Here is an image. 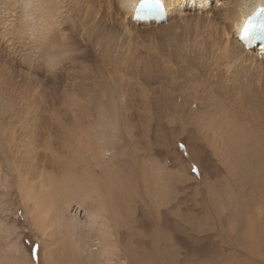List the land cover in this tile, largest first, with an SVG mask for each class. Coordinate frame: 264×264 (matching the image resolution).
<instances>
[{
    "label": "rangeland",
    "instance_id": "rangeland-1",
    "mask_svg": "<svg viewBox=\"0 0 264 264\" xmlns=\"http://www.w3.org/2000/svg\"><path fill=\"white\" fill-rule=\"evenodd\" d=\"M85 1L83 26L62 14L55 40L70 50L50 75L31 54L24 34L27 10L7 0L6 41L0 44V59L7 61L0 68L8 74L11 107L0 117V264H264V127H254L264 124V67L256 73L259 81L244 72L252 86L246 89L234 86L245 85L229 79L235 74L227 75L237 68L224 69L195 54L193 64L189 55L180 57L193 36L188 30L200 27L198 42L226 30L224 0L200 11L185 9L156 29L128 25L116 0ZM68 30L74 31L71 38ZM80 93L88 95L87 102ZM28 104L32 108L24 109ZM212 117L222 119L226 135L211 127ZM20 124L38 132L35 155L27 144L22 154L16 152ZM233 126L252 133L255 144L262 141L260 149L234 142ZM77 134L87 143L79 144ZM44 178L59 194L56 208H63L62 200H77L91 210L105 207L104 215L94 224L84 211L67 208L43 236L23 187Z\"/></svg>",
    "mask_w": 264,
    "mask_h": 264
},
{
    "label": "bare ground",
    "instance_id": "bare-ground-1",
    "mask_svg": "<svg viewBox=\"0 0 264 264\" xmlns=\"http://www.w3.org/2000/svg\"><path fill=\"white\" fill-rule=\"evenodd\" d=\"M14 3L19 4L22 3V6L24 9L27 10V14L24 15V18L26 20V22H28L26 24V27H28L27 32L24 33L26 34V36L28 37V42L31 43V46L36 48V61H37V65L39 66V68L41 67H45V65H47V67L49 68V71L52 70V72H50L49 74L52 75V73L55 71L56 67L54 66H58L59 63H61L63 61V56L68 53V51L70 50L69 47H66V45L63 44V40L62 44H60V40L59 42L56 39V36L58 34V30L59 29V22L60 19L62 17V14L65 13V15H67L70 18H74L75 22L81 26L84 25L85 23V15L87 13V9L89 7L86 6V1L85 0H12ZM140 1L142 0H116L117 5L119 6V11L122 13L123 19L127 22L128 25H131V27L133 26H149V27H153V28H161L163 26H165L171 19L175 18V17H181L182 14H184V10H190V11H200V10H204L205 7H208L209 4L213 1V5L218 3L217 0H159L161 2H163L166 5L167 11H168V18L166 19V21L160 25H156L154 23V21H149L147 23L144 24H140L139 22H134L132 20V16H133V9L134 6L137 5ZM223 1V0H222ZM5 2H7V0H0V26L2 24V16H4V22H5V15H4V5ZM90 2V1H87ZM92 2V1H91ZM46 3L49 5L47 6ZM106 3V2H105ZM222 3V2H221ZM220 3V4H221ZM114 4V3H113ZM223 6H225V9H223V11L226 15V19L225 21L227 22V25L225 23V28L226 30H221L219 29V33L218 35L211 40H204V42H198L200 41L201 37L198 40V37L201 36V34L203 33V31L200 30V27L198 28H194V29H190L187 32H192L193 36H191L190 39H188L186 42L187 46L185 47V49H183L182 51H180V57H182L183 59H185V57L187 55L188 58L190 59H186L187 61H189L191 64L195 63L192 61V59L194 58L193 55L195 54V56L198 58L197 59H203L206 58V60L212 59L217 61V64L219 67H222L224 69H228L231 68L233 70V68H237V71L235 73H228L227 75H234L232 78L230 76V80L231 81H235L236 79H238L239 81H242V83H245V85H239L237 86V84L234 86L238 87V88H249L252 87L251 84L249 83L248 80L250 79H256L257 81H259L256 78V73L258 72L259 69H261L263 66L262 63H264V52H262L260 50L259 47H255L254 50L248 51L245 49V46L241 44L240 42V30L241 28H243L247 23H248V19L250 17H252L255 13L257 8H261L264 10V0H224L223 1ZM106 5V4H105ZM227 6H229V8H227ZM222 7V6H221ZM220 5L216 7L217 8H221ZM110 8V7H109ZM23 9V10H24ZM117 9V8H116ZM221 9V10H222ZM215 10V9H214ZM220 10V11H221ZM212 14V13H211ZM216 14V13H215ZM221 14V15H222ZM118 15V14H117ZM35 16V19H32V17ZM113 16V15H112ZM183 16V15H182ZM215 16V15H214ZM213 16V17H214ZM260 16H262L264 18V13H261ZM67 17V21L69 22L70 18L68 19ZM219 17V16H217ZM117 18V17H116ZM126 18L128 20H126ZM59 19V20H58ZM118 19V18H117ZM181 19V18H180ZM121 20V19H119ZM219 20V19H217ZM216 20V21H217ZM221 20V19H220ZM212 21V20H211ZM210 21V22H211ZM67 22V23H68ZM117 22V21H116ZM182 22V21H181ZM186 23L185 26V30L188 26V22L187 21H183ZM172 23V22H170ZM219 23V22H218ZM126 24V25H127ZM117 25V24H116ZM119 25V24H118ZM117 25V26H118ZM124 25V23H123ZM221 25V24H218ZM217 25V26H218ZM73 27V25L71 26ZM70 27V29H71ZM124 27V26H123ZM170 27V26H169ZM211 27L213 28V30H216V25H211ZM224 27V26H223ZM228 27L231 28L233 31L229 32ZM63 28V27H62ZM65 28V27H64ZM88 26L85 25V29H87ZM127 28H129L127 26ZM126 28V29H127ZM220 28V27H219ZM222 28V27H221ZM74 29V27H73ZM124 30H126L125 28H123ZM122 29V30H123ZM140 29V28H139ZM210 29V28H209ZM4 30V34L6 32L5 29ZM3 30H0V44H2V46L5 45V41L3 39L2 33ZM63 30V29H62ZM75 30V29H74ZM95 30V29H94ZM129 32L132 29H127ZM134 30V29H133ZM138 30V29H137ZM147 30V29H146ZM153 30V29H152ZM162 30V29H161ZM246 29H244L245 32ZM67 31V28H66ZM60 32V31H59ZM69 32V30H68ZM72 32V30H71ZM69 32L68 35H70V38L72 37L71 34L74 32ZM95 32V31H94ZM111 32V31H110ZM123 32V31H122ZM127 32V31H126ZM132 32V31H131ZM134 32V31H133ZM218 32V31H217ZM62 33V32H61ZM62 37H64V34H61ZM67 33V32H66ZM102 33V30H101ZM120 33V32H119ZM128 33V32H127ZM215 33V32H214ZM80 36L84 37L87 34V31H85L83 28L80 29ZM89 34V33H88ZM108 34V33H107ZM121 34V33H120ZM119 34V35H120ZM211 34V33H210ZM231 34V36H230ZM124 36V35H123ZM61 37V38H62ZM58 38V37H57ZM60 37L58 39H61ZM212 38V36H211ZM64 39V38H62ZM97 39V38H95ZM118 39V38H117ZM209 39V38H208ZM69 41V40H68ZM95 42V41H94ZM101 42H105L106 41H100L99 45H101ZM108 44V43H107ZM201 44H204V48H207V52L206 53H201L202 48L200 47ZM71 45V44H70ZM77 45V44H76ZM200 45V46H199ZM68 46V45H67ZM73 47V44L72 46ZM96 47V46H95ZM120 47V46H119ZM99 48V46H98ZM7 49V48H6ZM29 48H27L28 50ZM116 49V48H114ZM30 50V49H29ZM58 52H55V51ZM67 51V52H66ZM110 48H108L106 50L107 53H109ZM8 53V52H7ZM187 54V55H186ZM1 56V55H0ZM103 59H104V55L102 54ZM208 56V57H206ZM260 56V57H259ZM1 58V57H0ZM14 58V57H13ZM209 58V59H208ZM6 59V58H5ZM4 59V60H5ZM18 59V58H16ZM15 59V60H16ZM4 60L2 61L0 59V62H4ZM185 60V61H186ZM260 60V61H258ZM263 60V61H261ZM7 60H5L6 62ZM11 61V60H10ZM18 61V60H17ZM147 61V60H146ZM4 62V63H5ZM26 62V61H25ZM148 62V61H147ZM260 62V63H259ZM9 63V62H8ZM210 63V62H209ZM3 64V63H2ZM6 64V63H5ZM16 64V62H15ZM142 66L146 63H141ZM216 64V63H214ZM216 64V65H217ZM262 64V65H261ZM11 65V64H10ZM2 66V65H1ZM6 65H4L5 67ZM8 66V65H7ZM17 66V65H15ZM102 67L105 66V68L107 69V66L109 67V65L107 63L104 62V65H101ZM147 66V65H146ZM13 67V66H12ZM112 67V66H111ZM138 67V65H137ZM3 68V66H2ZM0 68V117L2 118L3 116V111L8 110V107H11L9 104L7 105V98H6V88H5V78L4 79V72L2 69ZM18 68V67H17ZM20 68V67H19ZM53 68V69H52ZM113 68V67H112ZM11 69L9 70L12 71L13 68H8ZM43 69V68H42ZM20 70V69H19ZM44 70V69H43ZM108 70L111 72V68ZM251 73V76L249 77L250 79H248V77L246 76L247 71ZM45 71V70H44ZM48 71V69H47ZM7 72V70L5 71ZM22 72V70H21ZM109 72V73H110ZM246 72V73H244ZM13 73V72H10ZM24 73V72H23ZM22 73V74H23ZM14 74V73H13ZM26 75V73H25ZM223 75V74H222ZM8 76V74H7ZM5 76V77H7ZM29 76V75H28ZM32 76V75H31ZM35 76V75H34ZM37 76V75H36ZM224 76V75H223ZM11 77V76H10ZM13 77V76H12ZM228 77V76H227ZM71 78V77H70ZM10 79V78H9ZM35 79V78H34ZM32 79V80H34ZM38 79V78H37ZM41 80V79H38ZM38 80H36V83H38ZM50 81V80H49ZM48 81V82H49ZM52 81V80H51ZM42 82V81H41ZM50 83V82H49ZM6 84V83H5ZM256 85V84H255ZM11 86V85H10ZM9 86V87H10ZM40 86V85H39ZM8 88V87H7ZM36 88V87H35ZM12 90V89H11ZM39 90V89H38ZM84 92V91H83ZM87 92V91H86ZM9 94V93H8ZM39 95V92L37 93ZM75 94V93H74ZM73 94V95H74ZM14 95V94H13ZM72 95V94H71ZM81 97L83 96L82 100H88V95L87 94H79ZM16 96V94H15ZM80 96H78V98H80ZM35 98V97H34ZM76 97H74V100ZM36 99V98H35ZM34 99V100H35ZM31 100V99H30ZM81 100V98H80ZM80 100L78 102V99L76 100V102L80 103ZM95 99H92V102ZM27 101V99H26ZM32 101V100H31ZM38 101V100H36ZM9 102V101H8ZM28 102V101H27ZM30 102V101H29ZM43 102V101H41ZM75 102V103H76ZM83 102V101H82ZM87 102V101H86ZM85 102V103H86ZM90 102V101H88ZM91 102V104H92ZM10 103V102H9ZM33 103V102H32ZM31 103V104H32ZM36 103V102H34ZM38 103V102H37ZM77 103V104H78ZM28 104V107H24V109H30L32 108V105ZM84 104V103H83ZM87 104V103H86ZM35 105V104H34ZM43 105V103H42ZM78 105H82L78 104ZM224 105V104H223ZM37 106V105H36ZM115 106V104H114ZM40 107V105H39ZM42 108V107H41ZM114 108V107H112ZM226 108V107H225ZM39 112L44 113L40 108H38ZM204 109H206L207 111L212 110L210 109L209 106H206ZM223 109V108H222ZM228 109V108H227ZM226 109V110H227ZM215 109H213L214 112ZM219 110V109H218ZM225 111V109H223ZM9 111V110H8ZM205 111V110H204ZM223 111V112H224ZM216 112H218L216 110ZM220 112L221 109H220ZM229 112V111H228ZM9 113V112H8ZM38 113V112H35ZM41 113V115H42ZM210 113V112H209ZM215 113V112H214ZM226 113V112H224ZM40 114V113H39ZM36 117H38V115ZM57 114V113H56ZM212 115V113H210ZM220 114V113H219ZM218 114V115H219ZM230 115H233V113L229 112ZM47 115V114H46ZM60 115V114H57ZM207 115V114H206ZM217 115V113H216ZM16 117V123L19 122V120L17 119L18 115L15 114L14 115ZM48 116V115H47ZM45 116V118L47 117ZM215 116V115H213ZM229 116V115H228ZM12 117V116H11ZM49 117V116H48ZM92 117V116H91ZM111 117V116H110ZM209 117H211L209 115ZM226 117V115H225ZM240 115H238L237 118H239ZM93 118V117H92ZM214 118L213 121H215V118L217 120V117H212ZM230 118V117H229ZM43 119V118H42ZM73 119V118H72ZM220 119V118H218ZM224 119V118H223ZM76 120V119H75ZM84 120V119H83ZM88 120V119H87ZM208 120H210L208 118ZM222 120V119H221ZM220 120V122H221ZM227 120V119H226ZM218 121V120H217ZM233 121V120H232ZM231 121V123H232ZM89 122V121H88ZM87 122V123H88ZM184 122V121H183ZM210 124L212 121H209ZM219 122V123H220ZM86 123V125H88ZM218 122L215 121L216 124ZM217 124L216 126H212L213 124H211V127H215L217 128V133L218 134H224L226 135V131H224L222 133L223 130H225L224 127H221L219 125L225 126L223 124ZM85 124V122L82 123V125ZM93 124V123H92ZM95 124V123H94ZM93 124V125H94ZM233 125V123H232ZM238 125V124H237ZM79 126V125H78ZM84 126V125H83ZM87 127V126H86ZM235 126L231 127V135L232 137H234L233 141L235 142L236 140L239 142V145L241 147H243L246 150L252 151L253 149H260L261 143L262 141H260L258 144H255V140H252V138H254L253 134L250 133L249 131L245 132V129L241 128V131H237V129L233 130ZM254 127L260 129L264 127V124L261 123H257L255 122ZM19 128V132L17 133V138L20 140L17 141L16 144V152L19 154H22L21 152V146L24 148L25 145L27 144V146L25 147L26 150L31 151L30 154L31 155H35V151L36 149L34 147H32L33 145H37V136H38V132L37 130H35L34 132H28L25 127L20 124L18 125ZM79 128V127H78ZM81 128V127H80ZM91 128V126H90ZM96 128V127H95ZM237 128V127H236ZM82 129V128H81ZM92 129V128H91ZM239 129V128H238ZM77 130V129H76ZM90 130V129H89ZM131 130V129H130ZM132 131V130H131ZM130 131V132H131ZM69 132V131H68ZM96 132V131H95ZM230 132V131H229ZM48 133V132H47ZM51 133V132H50ZM81 133V132H79ZM78 133V134H79ZM91 133V131H90ZM74 134V133H73ZM76 134V133H75ZM77 134V135H78ZM75 135V136H77ZM88 136V135H87ZM83 136H79L78 135V140L77 142L79 144L82 143H87V141H81V138ZM6 138L8 140L7 134H6ZM86 138V137H85ZM87 139V138H86ZM84 140V139H83ZM34 141V142H33ZM96 142V141H95ZM91 143V142H90ZM21 144V145H20ZM94 144V143H93ZM263 144V143H262ZM96 145V144H95ZM69 146V145H68ZM67 146V147H68ZM76 146V145H75ZM83 146V145H82ZM97 146V145H96ZM99 146V145H98ZM264 146V145H263ZM4 147V146H3ZM33 148V149H31ZM86 148H88L86 146ZM100 148V147H99ZM264 148V147H263ZM262 148V149H263ZM89 149V148H88ZM97 149V148H96ZM103 149V148H102ZM4 150V149H3ZM20 150V151H19ZM74 150V149H73ZM94 150V149H91ZM100 150V149H97ZM95 151V150H94ZM260 151V150H259ZM82 152V151H81ZM29 153V152H28ZM77 153V152H76ZM261 153V152H260ZM3 154V152H2ZM4 156V155H3ZM19 157V156H18ZM34 157V156H33ZM260 159V158H259ZM20 160V159H19ZM18 160V161H19ZM39 160V159H38ZM25 163H29V160L27 158H25ZM1 164V163H0ZM17 165V164H16ZM38 165V164H36ZM30 166V165H29ZM35 166V165H34ZM32 169V167H30ZM39 168V167H38ZM30 169V170H31ZM41 172V171H40ZM46 173V172H45ZM37 173H34L32 176L36 177ZM43 175V174H41ZM45 175V174H44ZM33 179V178H32ZM38 179V178H37ZM23 180V179H22ZM29 180V179H28ZM27 181V180H25ZM44 181V182H43ZM43 181H35L37 182L36 184H32L28 187L24 186L23 187V200L24 202L27 204L26 206L30 205L31 208L29 207V211L31 212L32 216H33V222L35 224V226L38 228V230L41 232V234L43 236L47 235L49 232H51L53 230V227L57 226V224H55V220H59L63 213L67 210H69V213H72L74 210L79 213V212H85V216L87 215V220L92 221L94 224L97 223L101 217V215L104 213V211H106L105 207H98V209L96 208V210H91V208H85L83 206V202L82 201H70V202H66V200H62L63 203V208L62 209H58L56 208V205L59 204L58 202H60L59 200H57V196H59L58 193L54 192L53 190V183L51 180L44 178ZM55 183H57L56 181H54ZM28 185V184H26ZM56 186V185H55ZM61 187V186H60ZM21 188V187H20ZM55 188V187H54ZM36 189V191H32ZM57 189V188H56ZM55 189V190H56ZM89 192V190H88ZM67 193V191H66ZM90 193V192H89ZM77 194V192L75 193ZM76 196V195H74ZM67 197V196H66ZM71 198V196H70ZM79 198V197H77ZM22 199V198H21ZM62 199V197H61ZM76 199V198H75ZM108 201V200H107ZM93 203L94 200L92 201ZM72 203H76L75 207L73 209H71L70 207H72ZM24 204V203H23ZM92 204V203H91ZM96 205H99V203H95ZM102 204V203H100ZM111 205V204H110ZM94 206V205H93ZM60 207V206H59ZM92 207V206H91ZM109 207V206H108ZM26 208V207H25ZM103 208V209H102ZM27 210V209H26ZM53 211L56 213L54 214ZM67 212V211H66ZM75 212V213H76ZM103 212V213H102ZM74 213V212H73ZM104 215V214H103ZM83 216V215H82ZM105 218V217H104ZM64 220V217L61 219V221L59 222L58 225L61 224V222ZM69 220L73 221L72 218H69ZM67 223V222H66ZM71 223V222H70ZM65 224V223H63ZM70 225V224H69ZM75 225V224H74ZM103 230H106V227H103ZM53 235V234H52Z\"/></svg>",
    "mask_w": 264,
    "mask_h": 264
}]
</instances>
